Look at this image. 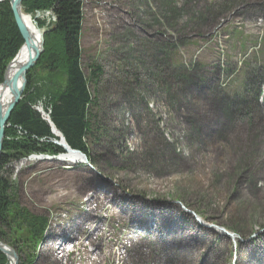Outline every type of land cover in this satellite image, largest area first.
I'll list each match as a JSON object with an SVG mask.
<instances>
[{
    "label": "rangeland",
    "instance_id": "1",
    "mask_svg": "<svg viewBox=\"0 0 264 264\" xmlns=\"http://www.w3.org/2000/svg\"><path fill=\"white\" fill-rule=\"evenodd\" d=\"M83 16V71L90 81L101 68L90 81L93 163L31 156L1 172L19 206L49 221L33 264H56L52 235L75 221L83 230L57 249L62 264L100 253L103 264H264V0H83ZM97 189L117 198L87 201ZM114 204L144 210L140 224ZM91 209L101 233L83 218ZM177 226L190 245L170 250L161 240Z\"/></svg>",
    "mask_w": 264,
    "mask_h": 264
},
{
    "label": "trees",
    "instance_id": "2",
    "mask_svg": "<svg viewBox=\"0 0 264 264\" xmlns=\"http://www.w3.org/2000/svg\"><path fill=\"white\" fill-rule=\"evenodd\" d=\"M22 10L32 18L46 12L55 17L54 28L44 33V50L35 67L27 73L23 97L7 123L0 159V240L4 241V225L9 226L14 234L11 244L20 254V264H33L49 221L19 206L11 193L14 190L11 181L1 172L31 154L65 152L55 142L60 138L52 126L71 148L84 152L93 163L89 145L99 130L92 123L95 99L90 81L98 77L101 68L93 70L90 81L82 68L83 0H23ZM36 24L46 27L42 19H37ZM23 44L10 1L0 2V83L9 62ZM38 69L42 74L36 72ZM39 105L49 120L37 109ZM7 262L0 252V264Z\"/></svg>",
    "mask_w": 264,
    "mask_h": 264
},
{
    "label": "bare ground",
    "instance_id": "3",
    "mask_svg": "<svg viewBox=\"0 0 264 264\" xmlns=\"http://www.w3.org/2000/svg\"><path fill=\"white\" fill-rule=\"evenodd\" d=\"M2 1H5V0H0V2ZM34 18V17H33ZM32 16L30 14H25L23 15V20H24V23L28 29V31L30 32V46H26V45H22L19 52L17 53V57L16 59L12 62V64L10 65L9 67V70H8V73H7V80L9 81L14 75L15 73L20 70L25 64L26 62L28 61L27 59H29L30 57V52H35L36 50H39L41 48V44H42V37H41V31L38 29L37 25L35 24L34 20H33ZM27 60V61H26ZM21 83H22V80L20 79L17 83H16V88H20L21 86ZM13 100V91L11 89V87L8 85L6 87H4V85L2 83H0V105H1V110L2 112H5V110L7 109V107L10 105L11 101ZM56 146V145H55ZM62 148V147H61ZM61 150V149H60ZM51 151V150H50ZM62 151V150H61ZM54 153V152H53ZM65 153L63 154H58V155H53L52 157L53 158H61L62 155H64ZM32 156H35V159L36 157H45L46 155H42V154H36V155H32ZM65 158V157H64ZM60 161V160H58ZM64 162V161H62ZM66 162H70V163H73V162H83V157L79 154V153H75V152H67L66 154ZM91 176V175H90ZM92 177V176H91ZM91 182V181H90ZM89 182V183H90ZM87 184V183H86ZM98 184H94V187H97ZM96 189V188H95ZM117 198V196L113 195V194H110L109 192H103L102 194H99L98 192V189L95 190V194L92 195V196H89L88 200L87 201H91L92 199L97 201L100 199H103L105 200V202H108L112 204V201H114L115 199ZM125 203V201H123ZM106 205V204H105ZM109 205V204H108ZM115 205V204H114ZM113 209L116 213H118L119 215H122L125 219V217H129L130 220H131V226L132 228L137 225V224H140V219H139V216L135 215V212H138L140 211L141 214L145 213L144 210H141L140 208H136V211L135 212H131V211H125L124 210V207L123 205H115L113 206ZM112 209V210H113ZM94 209H91L87 212L84 213V216L83 218H88L91 222H93L95 224V229L98 230V233H101L103 231V228H102V225L101 222L98 220V217L96 215L92 216V211ZM97 210V209H96ZM133 210V209H132ZM135 210V209H134ZM149 209L147 210V213H149ZM186 211V210H185ZM188 212V211H186ZM163 213H166V212H158L157 214L158 215H162ZM113 214V213H112ZM156 214V213H155ZM85 220H83L84 222ZM89 221V222H90ZM102 221V220H101ZM148 221V220H147ZM90 224V223H89ZM197 225H199L200 227H203V228H206V229H210L206 226H204L203 224H198L196 223ZM82 223L81 222H78V221H75L73 224H71V227H63V228H60L61 230V234H59L60 232H54L56 233V235H52V238L57 240L58 243L56 242V244H58L57 246L58 247H50V249L52 250L51 255V259L56 263V264H62V262H60L58 260V258H56V252L58 251L57 249H60V247H62V243H64L65 241L67 240H75V239H78L77 237V231H81L83 230L82 227H81ZM91 225V224H90ZM87 226V225H85ZM220 226V225H218ZM89 228V227H88ZM178 228V229H177ZM52 229V228H51ZM179 229H181V227H176L175 229H171L169 230L168 228L165 229V232H166V240H161V244L163 245H168L170 244L171 241H174L175 244H172L170 246H168L170 248V250H174L176 248L180 249V247L182 248L181 245H184V246H189L190 245V240L187 239V237L189 235L187 234H184V232H181ZM92 230V229H91ZM212 230V229H210ZM227 230V229H226ZM159 231V230H158ZM228 231V230H227ZM91 232V231H90ZM213 232H215L216 234H218V236H225L223 234H221L220 232L218 231H215L213 230ZM230 232V231H228ZM153 233V232H152ZM160 233V232H159ZM232 233V232H231ZM70 235V236H68ZM94 234L92 233H89V235L87 236L89 238V240L94 244L95 248L92 249L93 252L97 249H99L100 251V248H101V243L100 241L97 242V244H95L93 241H95V239L92 237L90 238V236H92ZM103 235V234H102ZM148 235V234H147ZM100 236L96 237V240L99 239ZM61 238V240L59 239ZM64 238V239H63ZM144 238V236H143ZM141 239V238H139ZM194 239L198 242V244L196 245H192V248H200V244H199V241H202L199 237L195 238ZM70 241V243L72 242ZM77 241V240H76ZM137 241V240H136ZM147 242V241H146ZM169 242V243H168ZM1 243V241H0ZM66 243V242H65ZM155 243V242H154ZM202 243V242H201ZM81 244V243H80ZM147 244V243H146ZM180 244V245H179ZM49 246V245H48ZM173 246V247H172ZM0 248L1 250L6 253L8 256H9V259H10V262L11 264H14V257H13V254L11 253V250L9 247H7L6 245H4L3 243L0 244ZM164 248H166L164 246ZM151 249V248H150ZM149 249V250H150ZM155 249V248H154ZM153 249V250H154ZM161 250H164L165 249H162ZM188 250V249H187ZM62 251L64 252L63 253V257H66V260L68 261V257H69V254L70 252L72 253L73 251L71 249H62ZM69 251V252H68ZM197 251V250H196ZM92 252V253H93ZM147 252V251H146ZM74 253V252H73ZM174 253V252H173ZM183 253V252H182ZM187 253V252H186ZM191 253V252H190ZM189 253V254H190ZM148 254V253H146ZM98 256H96L97 258H95L93 260V263L92 264H103L102 262V259L104 258L103 257V254L100 253V254H97ZM253 255V254H252ZM94 256V255H93ZM251 256V255H250ZM255 256V255H254ZM151 257V256H150ZM253 257V256H252ZM156 258L157 259H160L157 255H156ZM195 258V256L192 258H188L190 259L191 261ZM105 259V258H104ZM161 260V259H160ZM164 261V260H163ZM171 261V260H170ZM67 263V262H66ZM70 263V262H69ZM161 263V262H160ZM72 264V263H70ZM141 264V263H139Z\"/></svg>",
    "mask_w": 264,
    "mask_h": 264
},
{
    "label": "water",
    "instance_id": "4",
    "mask_svg": "<svg viewBox=\"0 0 264 264\" xmlns=\"http://www.w3.org/2000/svg\"><path fill=\"white\" fill-rule=\"evenodd\" d=\"M9 1H10V5H11L13 15H14L15 23H16L23 39H24L23 45L30 46V32L28 31V29L24 23V20H23V15H24V12L22 10V1L23 0H9ZM53 28L54 27L52 26L48 30H52ZM40 31H41V37H42L41 48L39 50H36L35 52H30V57H29L28 61L26 62V64L20 70H18L15 73V75L9 81L7 80L6 76H7L10 65L16 59L17 55L9 62L8 66L5 70V73H4V79H3L2 84L4 85V87H6L8 85L11 87V89L13 91V100L11 101L10 105L7 107L5 112H2L1 105H0V159H1L2 151H3V141L5 138L6 126H7L9 119H10L12 111L14 110L16 105L20 102L21 98L23 97V93H24V90H25L26 85H27V73L31 68H33L35 66V64L39 60V58H40V56L44 50V33L46 32V29H41ZM20 79L22 80V83H21L20 88L17 89L16 83ZM65 148H66L67 152L79 153L83 157L82 163L91 165V162L89 161L87 155L84 152L71 148L67 144L66 141H65ZM208 228L213 229L215 231H218L223 235L235 237L234 233L228 232L225 228L220 227L214 223L209 224ZM1 243H3V242L1 241ZM4 245H6V244H4ZM6 246L10 248L11 253L13 254L14 264H19L18 253L15 251V249L11 248L10 246H8V245H6ZM0 252L4 253L1 250V248H0ZM4 254L7 255L6 253H4ZM7 257L9 259L8 255H7ZM9 261H10V259H9ZM10 264H11V262H10Z\"/></svg>",
    "mask_w": 264,
    "mask_h": 264
},
{
    "label": "built area",
    "instance_id": "5",
    "mask_svg": "<svg viewBox=\"0 0 264 264\" xmlns=\"http://www.w3.org/2000/svg\"><path fill=\"white\" fill-rule=\"evenodd\" d=\"M44 14H46L48 17H51L52 20L55 21V17L52 16L49 12H46V13H44ZM44 14H43V15H44ZM37 109H38L40 112H42V114L48 119V115L45 114V112H44V110H43V107H42L41 105L37 106ZM48 120H49V119H48ZM52 130H53L54 134L60 138L58 141H55V142H56L57 144H59L60 146L63 145L62 147L65 148V146H64V145H65V140H64L63 136L60 134V132H59L58 130H56V128H55L54 126H52ZM65 149H66V148H65ZM32 155H36V154H31V155H29L27 158L31 157ZM24 159H25V158H24ZM73 251H75V246H74Z\"/></svg>",
    "mask_w": 264,
    "mask_h": 264
}]
</instances>
